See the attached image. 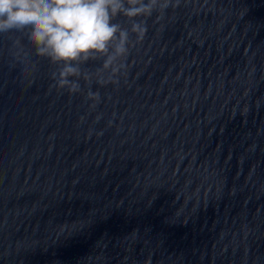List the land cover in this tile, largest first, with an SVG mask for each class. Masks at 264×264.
I'll use <instances>...</instances> for the list:
<instances>
[{
    "label": "water",
    "instance_id": "obj_1",
    "mask_svg": "<svg viewBox=\"0 0 264 264\" xmlns=\"http://www.w3.org/2000/svg\"><path fill=\"white\" fill-rule=\"evenodd\" d=\"M156 16L78 93L0 35V264H264V0Z\"/></svg>",
    "mask_w": 264,
    "mask_h": 264
},
{
    "label": "clouds",
    "instance_id": "obj_2",
    "mask_svg": "<svg viewBox=\"0 0 264 264\" xmlns=\"http://www.w3.org/2000/svg\"><path fill=\"white\" fill-rule=\"evenodd\" d=\"M179 5L180 0H0V35L26 36L36 56L58 66L52 86L78 93L81 79L119 84L130 48L148 32L147 19L155 13L159 22ZM90 60L102 61L94 73L82 68ZM87 97L93 107L101 100L98 91L89 90Z\"/></svg>",
    "mask_w": 264,
    "mask_h": 264
}]
</instances>
